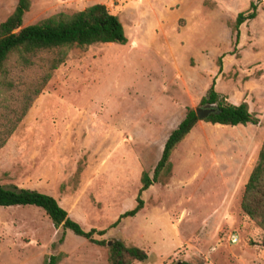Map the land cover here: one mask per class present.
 Here are the masks:
<instances>
[{"label":"rangeland","instance_id":"1","mask_svg":"<svg viewBox=\"0 0 264 264\" xmlns=\"http://www.w3.org/2000/svg\"><path fill=\"white\" fill-rule=\"evenodd\" d=\"M252 1L258 15L235 43L236 17ZM17 2L0 0V23ZM95 3L120 17L128 42L70 51L0 149V183L50 194L86 230L106 229L97 239L146 250L134 264H264L263 230L241 207L264 141V0H32L23 25ZM213 80L259 123L199 120L174 150L167 181L113 225ZM61 252L59 264H108L107 245L55 227L43 209L0 206V264H43Z\"/></svg>","mask_w":264,"mask_h":264},{"label":"trees","instance_id":"2","mask_svg":"<svg viewBox=\"0 0 264 264\" xmlns=\"http://www.w3.org/2000/svg\"><path fill=\"white\" fill-rule=\"evenodd\" d=\"M32 0H18L12 13L0 23V149L25 118L35 100L43 92L54 71L62 65L71 50L87 49L95 43L126 44L128 37L120 17L103 3L92 4L72 13L59 12L36 23L23 25ZM258 15V3L238 13L233 30L235 43L240 38V26ZM219 71H222L221 58ZM211 83L200 105H213L215 111L204 120L221 125L258 124L259 118L245 102L234 104ZM200 118L195 108L188 107L185 117L168 136L153 176L144 171L134 208L121 214L113 224L124 217L135 216L144 207L143 192L155 182H166L171 175V157L177 146L187 137ZM164 177L162 179L161 177ZM0 206H36L43 209L55 227L62 226L92 242L107 245L108 264H134L147 260L148 253L141 247L113 239L111 244L97 239L106 229L86 230L69 216L58 199L31 188H9L0 183ZM241 207L244 213L263 230L264 245V141L258 159L245 184ZM63 240V237H62ZM64 253L46 255L43 264H59Z\"/></svg>","mask_w":264,"mask_h":264},{"label":"water","instance_id":"3","mask_svg":"<svg viewBox=\"0 0 264 264\" xmlns=\"http://www.w3.org/2000/svg\"><path fill=\"white\" fill-rule=\"evenodd\" d=\"M195 110L200 120H203L208 117L210 113L215 111V107L213 105H210L209 107L198 106L195 108ZM109 244H111V241H109Z\"/></svg>","mask_w":264,"mask_h":264},{"label":"built area","instance_id":"4","mask_svg":"<svg viewBox=\"0 0 264 264\" xmlns=\"http://www.w3.org/2000/svg\"><path fill=\"white\" fill-rule=\"evenodd\" d=\"M230 241L236 243L238 241V236L236 234H231L229 237Z\"/></svg>","mask_w":264,"mask_h":264}]
</instances>
